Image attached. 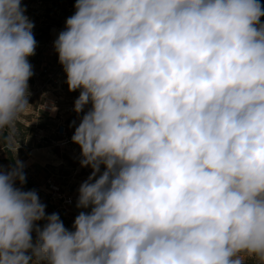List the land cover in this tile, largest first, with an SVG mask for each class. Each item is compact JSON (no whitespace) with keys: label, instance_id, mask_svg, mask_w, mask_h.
<instances>
[{"label":"clouds","instance_id":"1","mask_svg":"<svg viewBox=\"0 0 264 264\" xmlns=\"http://www.w3.org/2000/svg\"><path fill=\"white\" fill-rule=\"evenodd\" d=\"M75 9L54 48L69 91L80 90L74 111L91 105L71 138L92 169L77 207L91 211L74 231L46 216L34 190L14 186L25 183L17 160L0 170V264H264V8L76 0ZM25 11L0 0L9 139L30 106L36 41Z\"/></svg>","mask_w":264,"mask_h":264},{"label":"rangeland","instance_id":"2","mask_svg":"<svg viewBox=\"0 0 264 264\" xmlns=\"http://www.w3.org/2000/svg\"><path fill=\"white\" fill-rule=\"evenodd\" d=\"M75 3L76 0H21V6L26 9L24 14L34 24L32 32L36 35H38L39 32L41 34L39 36L41 39L36 42L35 55L28 58L33 70V75L28 81L29 92L34 90L35 94H39L36 92V85L37 80H41V78L37 75L40 73L42 65L48 64L51 66L52 64H57L58 60L55 51L47 46L58 37L60 32L65 30L67 18L72 16L76 11ZM52 44L54 45V42ZM56 91H59V93L66 98L73 99L74 101L80 94V91L70 92L67 88H60ZM88 106L91 107V105ZM61 115L67 116L64 114ZM79 117H81L80 114ZM67 118L68 117L64 118V123L66 124V138L63 139L55 134L56 122L53 119V116H51V118L44 116L43 120L45 121V125L41 127L38 125L37 129L30 128V126L25 128V130L17 128L12 139H9V130L6 128V131L3 132V140L0 141V147L2 146L3 148V150L0 151V170L7 172L12 168V165L8 161L7 153H9L11 157V152H13L14 149H18L17 145H21L23 142H25L27 146L32 147V141L41 136V143H37L34 146L35 148L41 149V157H38L39 155L30 157L31 164H34L35 166L30 167L32 170L31 190H34L38 194L40 202L45 205L46 216L56 213L59 215L65 228L67 226L74 230L73 224L76 216L81 211L90 212L91 208L82 209L75 205L71 207L68 212L60 210L54 211L55 206L47 204V193L45 189V182L47 179L51 178L64 193L75 194L76 192H79L81 184L88 179L86 178V173L84 174L83 171L80 172L79 169L77 171L78 157L81 148L78 144L73 143L71 139L75 132V128L79 126L80 120L77 117L71 119ZM15 156L17 157L16 154ZM20 158L22 161L27 160L23 155H21ZM19 161L23 163L21 160ZM38 162H41L43 167L39 168L38 165H35ZM75 169L78 173L77 175L73 174ZM104 169L105 167L101 165V173ZM88 170L91 174V167ZM99 175L100 173L97 174L96 178H98ZM14 186L20 188L18 181L15 182ZM46 223V220H41L39 223H36V226L42 229ZM31 235L33 242L35 243L37 240L36 232L33 231ZM250 261L252 260H247V262Z\"/></svg>","mask_w":264,"mask_h":264},{"label":"built area","instance_id":"3","mask_svg":"<svg viewBox=\"0 0 264 264\" xmlns=\"http://www.w3.org/2000/svg\"><path fill=\"white\" fill-rule=\"evenodd\" d=\"M258 2L261 4L262 8H264V0H258ZM260 22L264 23V16L260 18ZM56 39L57 37L55 38V40ZM55 40H53V42H55ZM53 42H50L47 47L55 51L58 60V53L56 52L54 45L52 44ZM37 76H40L41 78V80H37L36 85V92H39L40 94V101L37 106V111L41 114H44L47 118H51V116H53V119L56 122L55 134L62 139L66 138V124L64 123V118L68 117L67 119H71L77 117L81 121L83 115L89 110L90 106L87 105L84 111L79 113L81 116L79 117V114L74 111L75 101L73 99L66 98L64 95L59 93V91H56L60 88H66L64 84L67 79L66 73L63 69V66L59 63V60L55 65L52 64L50 66L48 64H43L40 73ZM33 94H35L34 90L30 92V95ZM53 106H55L56 111H52ZM61 114L67 116H62ZM81 159L82 157L80 152L78 157L77 171L78 169L80 170V172L83 171L84 174H87L86 178H88L91 175L88 170L90 169V167H82L80 163ZM77 171L75 169V171H73V174L77 175ZM45 189L47 193V204L52 206L54 205V211L60 210L63 212H68L71 207L77 205L79 192H76L75 194L64 193L62 189H60V187L57 186L51 178L47 179V181L45 182Z\"/></svg>","mask_w":264,"mask_h":264},{"label":"crops","instance_id":"4","mask_svg":"<svg viewBox=\"0 0 264 264\" xmlns=\"http://www.w3.org/2000/svg\"><path fill=\"white\" fill-rule=\"evenodd\" d=\"M39 101H40V94L29 95L28 102H29L30 106L27 108V110L18 119V121L15 125V130H17V128L21 129V130H25V128H27L29 126H30V128L37 129L38 125H39V127L45 125L44 124L45 121L43 120L45 115L42 114L43 115L42 116L41 113H39L37 111V106H38ZM4 131H6V130L4 129V130L0 131V141L3 139V132ZM38 132H40V131H38ZM40 139H41V136H39L37 139H34V141H32L33 143H31L32 147L27 146V144H25V142H23V143H21V145H17L18 149H14L13 152H11V157L14 160L15 164H16L17 160L22 161V159L20 158L21 155H23L27 158V160L22 161L23 162L22 164L24 165L23 172H24L25 177L30 181H32V179H31L32 170L30 169V167H35L34 164H31L30 157H33L34 155H39L38 157H41L40 156L42 154L41 149L34 147L35 144L41 143ZM1 150H3L2 146L0 147V151ZM15 154L17 155V157L15 156ZM35 165H38L39 168L43 167V164L41 162H38ZM87 167H90V166H87Z\"/></svg>","mask_w":264,"mask_h":264},{"label":"trees","instance_id":"5","mask_svg":"<svg viewBox=\"0 0 264 264\" xmlns=\"http://www.w3.org/2000/svg\"><path fill=\"white\" fill-rule=\"evenodd\" d=\"M40 35H41L40 32L38 33V35H36L35 33H33V36H34L36 42L41 39L39 37ZM64 86L68 89V85H67L66 81H65ZM76 91H80V90L78 89ZM7 157H8L9 163L12 165V168H14L16 164H15L14 160L11 159L9 153H7ZM18 185H19V187H20V189L22 191H30L31 190V181L28 180L26 177H25V183L23 185H21L20 182L18 181ZM36 223H39V221H37ZM66 229L69 230V231H74L72 228H68L67 226H66ZM247 264H253V261L247 262Z\"/></svg>","mask_w":264,"mask_h":264}]
</instances>
